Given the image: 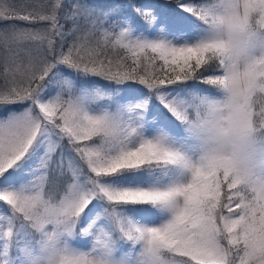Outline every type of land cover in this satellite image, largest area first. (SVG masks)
<instances>
[{"label":"snow or ice","instance_id":"6c2138e0","mask_svg":"<svg viewBox=\"0 0 264 264\" xmlns=\"http://www.w3.org/2000/svg\"><path fill=\"white\" fill-rule=\"evenodd\" d=\"M0 264H264V0H0Z\"/></svg>","mask_w":264,"mask_h":264},{"label":"trees","instance_id":"16d2710c","mask_svg":"<svg viewBox=\"0 0 264 264\" xmlns=\"http://www.w3.org/2000/svg\"><path fill=\"white\" fill-rule=\"evenodd\" d=\"M89 2L96 4V5L103 6V5L112 3V0H89Z\"/></svg>","mask_w":264,"mask_h":264}]
</instances>
